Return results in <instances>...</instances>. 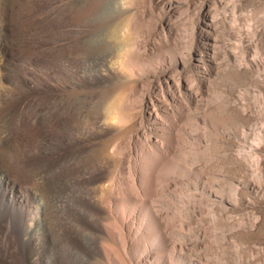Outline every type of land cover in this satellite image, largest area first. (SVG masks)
<instances>
[{
    "label": "rangeland",
    "instance_id": "obj_1",
    "mask_svg": "<svg viewBox=\"0 0 264 264\" xmlns=\"http://www.w3.org/2000/svg\"><path fill=\"white\" fill-rule=\"evenodd\" d=\"M58 1L73 30L55 45L36 36L37 0H0V157L11 114L43 80L97 134L84 144L89 166L112 178L137 159L145 184L166 186L149 200L171 264H264V0ZM52 52L63 73L30 89L23 70ZM52 131L40 122L41 135ZM40 249L25 264H46Z\"/></svg>",
    "mask_w": 264,
    "mask_h": 264
},
{
    "label": "bare ground",
    "instance_id": "obj_2",
    "mask_svg": "<svg viewBox=\"0 0 264 264\" xmlns=\"http://www.w3.org/2000/svg\"><path fill=\"white\" fill-rule=\"evenodd\" d=\"M37 2L33 24L36 36L39 40H50L51 36L55 45L66 41L73 27L64 4L58 0ZM61 34L66 37L56 39ZM53 57L52 52L29 60L32 67H24L23 71L30 89L44 72L63 73ZM41 82L37 91L40 94L18 105L1 136L5 154L0 157V264H25L26 252L35 243L41 244L46 264H171V255L166 251L170 231L154 201L149 200L151 194L166 186L157 188L152 176L145 184L137 159L122 165L112 178L104 164L89 166L84 144L97 134L67 115L58 99L46 94L50 86ZM42 120L51 125V133L38 132ZM128 173L133 186L126 188ZM105 182L113 185L112 194L105 195ZM40 187L44 190L39 191ZM195 187L197 192L203 188L201 180ZM138 207L142 208L140 213H136ZM153 239L157 247H152Z\"/></svg>",
    "mask_w": 264,
    "mask_h": 264
}]
</instances>
